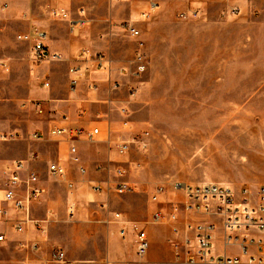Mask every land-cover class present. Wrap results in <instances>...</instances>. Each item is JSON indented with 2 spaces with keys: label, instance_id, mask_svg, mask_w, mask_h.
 Listing matches in <instances>:
<instances>
[{
  "label": "rangeland",
  "instance_id": "1",
  "mask_svg": "<svg viewBox=\"0 0 264 264\" xmlns=\"http://www.w3.org/2000/svg\"><path fill=\"white\" fill-rule=\"evenodd\" d=\"M150 2L158 6L151 10ZM113 14L118 20L103 54L118 68L134 69L137 41L124 29L129 22L148 57L143 75H127L134 95L127 87L121 94L131 97L129 120L140 128L134 133H150L146 151L133 148L118 161L137 203L147 206L155 187L172 181L264 185V0H100L89 17ZM49 17L55 19L46 0H9L0 10V58L10 66L0 73V137L19 135L0 143L47 130L45 105L40 114L30 101L49 97V88L32 64L30 44L17 35L26 23L44 30Z\"/></svg>",
  "mask_w": 264,
  "mask_h": 264
},
{
  "label": "crops",
  "instance_id": "2",
  "mask_svg": "<svg viewBox=\"0 0 264 264\" xmlns=\"http://www.w3.org/2000/svg\"><path fill=\"white\" fill-rule=\"evenodd\" d=\"M153 3L158 6L156 2H150L148 8L151 10L157 7L152 9ZM99 4L100 0H46L47 9H64L74 17L79 7L85 6V27L72 30L67 21L49 17L44 30L28 27L26 23L19 33L39 32L49 49L62 53L65 60L37 67L40 78L49 80V97L39 100L48 112L46 132L33 131L40 133L39 139L31 136L33 140L0 143V163L5 172L0 180V209L6 211L0 214V264H64L52 261L51 255L56 249L65 252L68 264H180L176 259L172 225L150 221L152 213L161 204L151 202L150 196L147 206H140L134 191L123 195L115 190L119 180H126L125 175L118 177L116 174L117 169H125L118 163L123 159L116 143L140 131L132 121L125 124V118L116 108L131 101L129 94L128 98L121 96L127 87V76L111 62L110 74L89 69L81 76L76 88L70 87L69 67L74 64L80 49L105 53L108 36L113 31L111 25L118 20L116 14L89 17ZM149 14L144 11L142 16L146 18ZM59 77L63 79L61 90ZM114 81L120 83L117 90L111 89ZM92 83L94 88L89 86ZM79 107L88 112L83 119L77 118ZM64 115L68 120L63 119ZM57 126L99 127L100 135L93 142L77 141L80 157L77 164L71 159L68 138L51 134L50 130ZM17 160L24 163L23 177L30 173L37 176V182L31 187L42 190L38 196L26 201L29 219L11 202L4 201V184L10 175L9 169ZM52 162L65 167L64 176L55 177L49 173L48 166ZM79 167H83L84 172H80ZM93 186L99 189H93ZM18 193L25 199L26 187L22 186ZM171 194L168 200H173ZM114 213H121L123 218L143 225L151 244L145 257L137 256L132 232L121 237ZM18 223L23 227L20 232L16 230Z\"/></svg>",
  "mask_w": 264,
  "mask_h": 264
},
{
  "label": "built area",
  "instance_id": "3",
  "mask_svg": "<svg viewBox=\"0 0 264 264\" xmlns=\"http://www.w3.org/2000/svg\"><path fill=\"white\" fill-rule=\"evenodd\" d=\"M9 0H0V9H6ZM157 5L152 4L153 9ZM50 15L55 19L67 21L72 30L83 28L86 25L87 9L79 7L76 17L64 9L52 8ZM192 13H198L194 10ZM184 16V14H182ZM124 29L128 35L137 41L134 51V69L120 67V73L133 77L143 75L148 66V57L143 41H140V30L132 23H125ZM17 39L30 44V59L33 66L38 67L44 63L61 62L65 60L62 53L52 51L45 44L42 35L37 32L21 33ZM92 64V67H89ZM91 70L111 72V61L102 53L90 48H81L73 65L69 67L70 87L74 89L79 84L81 76ZM10 70L9 63L0 58V73ZM44 88H49V80L42 83ZM90 87H95L92 83ZM120 83L114 81L112 90H117ZM135 89L130 88L131 97ZM40 114H44L43 104L40 101H30ZM117 111L125 118L124 123H129V106L119 105ZM84 107H79L77 118L83 119L87 115ZM64 120H68L66 115ZM51 134L58 137H67L69 140V153L73 162L79 164L77 141L93 142L100 135L99 127L85 129L80 126H57L50 130ZM17 133L9 136L1 135V139L17 138ZM32 138L39 139L40 133L34 132ZM150 133H133L129 138L116 143L119 154L127 155L133 148L146 151L149 148ZM110 140V139H109ZM52 176L62 177L66 169L59 162H52L48 166ZM84 172L83 167H79ZM10 175L4 184V201L11 202L17 211H23L29 219V207L26 201L38 196L42 190L34 189L32 184L37 182L34 173L23 177L24 163L17 160L9 169ZM126 170L117 169L118 177H124ZM27 189L26 198L19 196V189ZM170 187V189H169ZM93 189H99L93 186ZM118 193L132 192L133 188L127 180H119L115 187ZM171 191L181 192L182 199L168 200ZM151 202L161 205L152 213L151 223L172 225L174 231V246L177 250L176 259L183 264H264V185L256 190L250 187L236 189L224 183L204 182L193 186L180 181H172L168 185H157L151 194ZM6 211L0 209V214ZM114 218L119 224V233L125 238L128 232L134 234L136 254L145 257L150 250V240L147 231L140 222L129 221L121 213H114ZM17 231H22L21 223L16 225ZM2 236H0V240ZM220 244L221 248L218 249ZM52 261L68 264L65 252L56 249L51 255Z\"/></svg>",
  "mask_w": 264,
  "mask_h": 264
}]
</instances>
